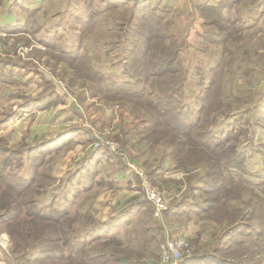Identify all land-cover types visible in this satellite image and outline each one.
Returning <instances> with one entry per match:
<instances>
[{
	"label": "rangeland",
	"instance_id": "374dc122",
	"mask_svg": "<svg viewBox=\"0 0 264 264\" xmlns=\"http://www.w3.org/2000/svg\"><path fill=\"white\" fill-rule=\"evenodd\" d=\"M65 6L60 32L52 24L40 43L29 29L0 56L27 72L10 66L0 80V94L19 98L0 122L28 132L0 138V264H165L168 239L187 243L178 264H206L195 257L207 252L264 259V240L223 241L220 227L264 211L253 194H264V0H62L58 13ZM144 175L167 206L159 216ZM181 200L214 225L180 220L170 206Z\"/></svg>",
	"mask_w": 264,
	"mask_h": 264
},
{
	"label": "crops",
	"instance_id": "0c3cea01",
	"mask_svg": "<svg viewBox=\"0 0 264 264\" xmlns=\"http://www.w3.org/2000/svg\"><path fill=\"white\" fill-rule=\"evenodd\" d=\"M62 0H0V33L3 32H10V33H16V34H21V33H27L28 30L30 29L29 33L33 35V37L40 43L43 41H47L48 38L53 36V34L50 31V27H52V24H57L58 21H56V17H63L66 15V6L65 9L58 13V10L56 8L58 5H60V2ZM68 3V2H67ZM42 13V17L41 14ZM58 13V14H57ZM46 15V16H45ZM37 16V22L38 25L41 28L31 27V23L34 21V17ZM59 20V19H58ZM58 28H56V31L58 29V32L61 31L63 28V24H57ZM64 39V38H62ZM2 59V58H1ZM1 62V61H0ZM12 66L14 68V73L20 69V71H25L24 68L21 65H12L11 61L5 60L3 63H0V80H8L10 75L7 70ZM20 67V68H18ZM26 72V71H25ZM27 73V72H26ZM16 81H20L21 77H28V75H15L14 76ZM27 80L24 81L22 86L26 85V87H29L33 84V81L30 83L26 82ZM6 84V83H4ZM39 87L41 86L40 83H38ZM7 86V85H6ZM22 88V87H21ZM2 97L0 99V110H9L11 107L17 106L19 103V98L17 99V103H10V100H14V97H11L9 100L8 97L11 96V92L8 91L7 89L4 91L3 94H0ZM5 100H2V99ZM2 115H0L1 117ZM50 121L52 122L54 117H50ZM7 120V121H6ZM3 122H0V138H4L7 140L9 143H15L21 141L24 137L26 138L28 132L24 130L23 126L20 125L21 122L18 121L15 124L12 123L13 119L7 118ZM49 119H47L48 121ZM42 122V121H40ZM45 122V121H44ZM60 124V123H59ZM59 124H54L50 126L48 131H44V129L47 130V128H39L38 126H34V130H31L30 133V138H33L36 134L42 135L41 137L38 136L39 138L44 137L45 135H48L49 132H52V128L57 129ZM41 126V125H40ZM62 126V125H61ZM4 129V130H3ZM66 133H62V137L64 138ZM55 142V141H52ZM98 152L94 153L91 155L90 158H88V162L92 165L94 160L99 162H102L101 160V155L102 154H97ZM254 153L251 154V159L253 158ZM92 161V162H91ZM169 164V163H168ZM166 164V166L168 165ZM90 165V167H91ZM102 166V163H101ZM96 172L94 174L98 177L101 176L100 173L104 172L101 167H95ZM91 169L89 168V171ZM100 172V173H99ZM261 186L254 187L253 194H258L263 197H259V199H264V194H262L259 189ZM247 189V185L245 187ZM260 191V192H259ZM201 201V198L198 199L199 202ZM181 201H178L175 203V205L170 206V212L174 213H179L180 214V220L189 223L188 221H191L192 224L196 226V228H206L205 226H212L214 225L213 220L210 218L208 219V215H206L205 212L199 211V207L202 206L201 203H198L196 207L194 208V203L189 200L185 201L182 203ZM180 204V205H179ZM184 212H188L189 214L186 215ZM207 212V211H206ZM258 212L260 213V220L258 222H254L256 224H248L243 226L241 223L238 225H234L231 227L229 230H225L227 227L226 225L224 226L223 224L220 225V227L223 228V233L225 234V238L222 239L223 241L226 239H231L235 243H241V242H246V241H262L264 240V211L262 213V210L260 206L258 207ZM190 218V219H187ZM194 221V222H193ZM190 229V227H189ZM210 231V229H208ZM204 254V253H202Z\"/></svg>",
	"mask_w": 264,
	"mask_h": 264
},
{
	"label": "built area",
	"instance_id": "2783aa9c",
	"mask_svg": "<svg viewBox=\"0 0 264 264\" xmlns=\"http://www.w3.org/2000/svg\"><path fill=\"white\" fill-rule=\"evenodd\" d=\"M18 35L19 34L16 33H0V56L13 55L12 52H15L19 46V43L14 40V37ZM9 49L10 51H8ZM142 182L147 198L153 206L154 215L159 216L167 209V206L165 205L161 195L153 189L147 176H143ZM172 240L173 239L167 240L166 248L162 253V262L165 264H178L179 261L177 263L176 261L181 257V250L184 247H187V243L182 239H180L179 243H175Z\"/></svg>",
	"mask_w": 264,
	"mask_h": 264
},
{
	"label": "trees",
	"instance_id": "16d2710c",
	"mask_svg": "<svg viewBox=\"0 0 264 264\" xmlns=\"http://www.w3.org/2000/svg\"><path fill=\"white\" fill-rule=\"evenodd\" d=\"M8 33H10V32H8ZM160 56H161V58H162V61L163 62H166V53L164 52V51H161L160 52ZM147 76H150V75H147ZM152 76V75H151ZM153 76H157V75H153ZM138 81H140V80H134L133 79V81L132 82H134V83H136V82H138ZM161 116H164L162 113H161ZM174 119V118H173ZM164 124L166 125V126H169L168 128L169 129H171V130H173V129H175L176 127L173 125V121L170 119V120H168V121H165L164 122ZM174 131V130H173ZM176 133V132H175ZM191 141L194 143V144H198L197 143V139H195V140H192L191 139ZM239 155V154H238ZM238 155H236V157H237V159L239 160V162L240 161H242L243 159H244V155H239V157H238ZM231 158V157H230ZM232 159V158H231ZM238 244H240V243H238ZM263 246H261L260 248H259V253L260 254H263V256H264V247L262 248ZM255 255H256V253H254V254H251V256H250V258H249V260L250 261H252V260H254V258H252V257H255ZM204 257V258H203ZM196 259H197V261L198 262H200V263H208V264H236V263H234V262H225V260L224 259H220L216 254H214V253H204V254H201L200 256L199 255H196V257H195ZM256 258V257H255ZM196 261V262H197ZM262 261H264V259L262 258V259H258V260H255L254 262H253V264H264ZM183 264H184V262H183ZM239 264V263H238Z\"/></svg>",
	"mask_w": 264,
	"mask_h": 264
}]
</instances>
